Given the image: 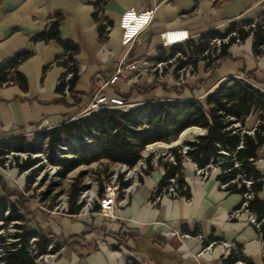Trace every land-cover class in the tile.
I'll return each instance as SVG.
<instances>
[{
  "label": "crops",
  "instance_id": "obj_1",
  "mask_svg": "<svg viewBox=\"0 0 264 264\" xmlns=\"http://www.w3.org/2000/svg\"><path fill=\"white\" fill-rule=\"evenodd\" d=\"M93 3L94 0L0 1V64L17 52H29L15 69L25 78L26 88L22 90L16 83L0 86V140L24 135L29 141L30 133L37 126L59 125L79 114L91 99L94 78L107 79L120 61L141 62L154 55L162 30L183 29L195 39L208 30L223 33L230 23L255 19L264 11V0H107L100 16L111 26L100 40L91 17ZM129 9L152 10L153 15L149 25L132 42L121 46L117 24L120 14ZM54 14L62 17L59 36L78 48L73 56L77 68L74 96H61L55 91L64 69L54 64V60L62 55V49L54 41H31L46 29ZM250 46V37L238 46L230 45L226 56L210 69L203 62H197L193 75L182 86L175 85L167 70L160 79L140 75L135 80L117 81L104 93L121 98L127 94L128 98L123 99L133 102L176 98L186 101L207 91L211 94L224 78L241 76L264 94V55L253 56ZM176 48L180 47L164 49L163 53L170 54ZM151 85L149 92H138ZM256 116L253 111L245 118L242 131L254 127ZM180 165L188 199L162 197L151 204L150 198L163 173L161 166L152 165L138 179L126 204L113 207L112 218L98 214L97 205L84 215L79 213L80 209L74 214L64 210L48 213L38 209L34 201L23 199L30 213L25 226L49 233L53 240L49 239L47 245L53 246L57 240V254L50 264H126V259L142 264H217L228 257L217 246L207 254L200 253L203 241L179 240L171 235L174 231L231 242L245 260L263 264L260 232L246 222L243 214L234 221L227 218L228 212L238 205L240 196L220 190L215 172L200 182L194 177L189 161L182 160ZM252 166L264 176V160ZM15 174L14 170L9 174L0 170V182L6 189L19 192L12 180ZM255 197L264 201V181ZM14 200L12 197L11 201ZM262 232L264 235V225Z\"/></svg>",
  "mask_w": 264,
  "mask_h": 264
},
{
  "label": "trees",
  "instance_id": "obj_2",
  "mask_svg": "<svg viewBox=\"0 0 264 264\" xmlns=\"http://www.w3.org/2000/svg\"><path fill=\"white\" fill-rule=\"evenodd\" d=\"M106 1L94 0V11L91 15L93 21L96 23V31L100 40L105 37L111 26L105 18L100 16L102 6ZM61 21V15L54 14L46 29L33 36L31 41H54L62 49V55L56 56L54 60V64L64 69V73L58 79L55 91L61 96L64 95L62 94L63 77L67 71H71L72 76L67 82V94L74 96L73 89L77 82V68L73 56L76 54L78 48L70 40L62 39L59 36L58 26ZM249 25H253V27ZM242 26L249 27L244 30ZM231 30L236 31L241 43L248 37H251L250 50L253 56L259 57L264 55V11H261L255 19L230 23L223 33L208 30L199 34L197 44L193 46V49L196 52H202L206 46V43L202 40L222 36ZM229 46L222 48L219 55L220 60L226 56V49ZM178 49L176 48L175 50ZM28 55L29 52L20 51L0 64V86L16 83L20 89L24 90L26 88L25 78L17 73L15 69ZM152 88L153 85L140 89L138 92H149ZM122 97L127 99L128 95H122ZM253 111H256V113L257 111L261 112L257 113L256 116L260 124L253 129L252 136H248L245 133H241V131L245 118ZM136 116H140L142 119L147 117L146 125L138 127V123L134 121ZM236 124L237 126H235ZM195 127L205 132L202 136L197 137L195 141L187 144L189 149L186 152V156L190 161L195 162L198 166H202L207 163L209 157L216 156L217 151L220 149L232 152L235 146L241 142L242 148L236 151L235 160L240 163L241 169L247 176H251L254 179L260 177V174L255 171L252 164L247 160L255 158L257 148L264 142V95L244 81L233 78H229L219 84L205 98L203 104L193 101H150L146 102L141 108H134L125 112L101 110L70 122H62L47 132L35 134L29 141L23 137L0 140V162L3 155L9 151L38 153L41 152L42 145L46 143V150L50 153L57 150V146L59 145L63 144L68 147V152L71 155L69 158L49 159V163L57 167L56 174L60 178L65 177L69 172L80 166H88L99 160H107L112 164H123L127 167H133L140 159L141 151L147 145L156 142L169 143L181 134L183 130L187 129L181 136L177 137L179 146L184 140H191L194 136L202 134V130ZM90 132H93V134L90 135ZM73 136L76 143L74 147H71L68 141ZM83 136L88 137V143L82 142ZM172 154L175 166L166 161L157 160L156 162L157 166L163 168V175L158 181L153 194L157 195L166 185L167 179L176 175L178 195L179 197L188 199L187 188L182 190L185 184L180 173L181 158L174 151ZM33 162L24 163L20 166V169L27 168ZM230 165L227 164L225 167ZM151 167L147 163L146 172L150 171ZM235 175L236 171L233 169L229 173L222 175V179L217 177V180L224 182L233 179ZM263 181L264 176H262V180L252 184L251 190L254 196L248 201L247 205V208L253 211L257 218L263 213L264 201L257 200L255 195L260 190ZM77 182L78 178L71 183L70 191L68 192L69 202L66 209L68 214H74L80 209V204H75V202L78 192L82 189V185H78ZM0 190V213L4 211L8 212L5 220L23 221L22 224H14L15 228L19 229V232H15L14 234L16 241L9 247L1 246L0 262L2 264H35V257L31 256L25 247L27 240L30 237L36 236L37 241L34 242V245L37 252L40 253L47 247L49 239L53 240V238H51L49 233L43 234L38 230L27 229L25 226L28 221L26 217L30 216V213L25 207L26 202L22 196L15 190L6 189L1 182ZM52 190V186H49L47 190L40 194V200L44 201ZM226 191L239 195L241 189L229 186ZM56 195L55 193L52 201ZM12 197L15 198L13 202L11 201ZM263 225L264 223L260 226L259 232L262 239V262L264 264ZM207 240L217 239L209 237ZM0 242L3 243L2 241ZM57 247L58 242L55 240L50 251L54 252ZM236 248L238 250V247ZM240 258L247 264H251L242 256ZM233 260L234 258L230 255L225 259L228 263Z\"/></svg>",
  "mask_w": 264,
  "mask_h": 264
},
{
  "label": "built area",
  "instance_id": "obj_3",
  "mask_svg": "<svg viewBox=\"0 0 264 264\" xmlns=\"http://www.w3.org/2000/svg\"><path fill=\"white\" fill-rule=\"evenodd\" d=\"M152 10H145L141 12H135L131 9L125 10L119 16L117 27L120 31V45L125 46L132 42L138 34L144 30L152 19ZM253 27V25H249ZM249 26H242L246 30ZM159 44L154 52V55L147 56L141 62H118L112 70L110 76L107 79L94 78L93 93L89 103L86 107L77 115L70 117L66 122L73 121L82 116H86L90 113L101 111V110H115L125 112L134 108H141L145 102H133L131 100H124L123 98L111 94L107 95L104 91L117 81L127 82L129 80H135L140 75H146L155 79H160L164 72L169 70L173 76V80L176 86H182L188 76H192L195 70L197 62H203L206 69H210L212 66L219 62V55L224 46L229 45H240L238 34L235 30L228 31L219 37H213L202 40L206 43V46L202 52H196L193 46L197 44L198 37L193 39L188 35L186 30L183 29H165L158 34ZM180 47L178 50H174L171 54H164L163 50L171 47ZM72 72L67 71L63 77V90L62 94H67L68 80L71 78ZM236 79L245 80L243 77L238 76ZM227 79L224 78V82ZM223 83V82H221ZM218 85V84H217ZM261 92V91H259ZM210 92L199 94L198 96H191L186 101H193L201 103L202 99L205 98ZM262 93V92H261ZM263 94V93H262ZM264 95V94H263ZM168 101L181 102V99H170ZM257 113H261L257 111ZM147 117L141 118L136 116L134 121L138 123V127L146 125ZM260 124V121L256 118L255 125L250 130L241 131L248 136H252L253 129ZM58 125H47L42 124L37 126L36 130L30 133L31 137L40 132H47ZM237 126V124L235 125ZM205 131L202 132L204 134ZM93 132H90L92 135ZM24 137V135H23ZM196 139V138H195ZM195 139L184 140L179 146L172 148L169 151H158L156 153L147 151L146 146L140 154V159L136 162L133 167H127L123 164H112L113 166L105 173H100L96 180L92 182H86L82 190L76 198V204L82 203L79 213L84 215L93 211L94 205L98 206V214L104 218H112V211L115 205L123 206L126 204L127 197L131 194L135 187L138 185V179L141 178L147 170V163L149 165H156L157 160L166 161L167 163L175 166L174 151L182 160L190 162L193 175L200 182L205 181L210 174L215 172L217 177L222 179V175L229 173L231 170L236 171V175L233 179L227 181H218V188L222 191H226L229 186H234L235 189H241L240 201L238 206L231 209L228 212L227 218L229 221L238 219L242 214L245 216L246 222L251 225L257 232L260 230V226L264 223V209L262 215L257 218L255 213L247 208L248 201L253 198L254 193L251 190V186L254 182L262 180V175L259 178L254 179L251 176H247L241 169L240 163L235 160V153L237 150L242 148L241 142H239L232 152H226L222 149L217 151V155L209 157L206 164L198 166L195 162H192L186 156V152L189 149L188 143L195 141ZM69 146H75L74 136L68 141ZM82 142L88 143V137L83 136ZM44 152V156L42 153ZM38 153L32 152H14L9 151L3 155L0 162V170L6 174H9L11 170L15 171V176L12 178L14 185L19 190V194L23 199L29 200V189L38 183L43 177V172L39 171L41 164L47 166V178L56 175L57 167L48 164L47 161L51 158H69L71 155L68 152V147L65 145L57 146V150L52 153L46 150V143L42 145V150ZM150 154V156H148ZM264 160V142L260 144L255 152L254 159H248L247 161L251 164L261 162ZM34 161L30 166L25 169H20L24 163ZM231 164L228 167L225 165ZM181 178L183 180L182 168L180 170ZM163 175V173H162ZM46 180V179H45ZM26 188H28L26 190ZM186 186L182 187L185 190ZM176 199L179 197L178 188L176 183V175L167 179L166 185L160 190L157 195L152 194L150 203L155 204L160 198ZM35 204L38 209L44 210L48 213L60 212L61 210L66 211L65 204L63 207H59L60 204L52 206L49 210L44 209V201H39V198H35ZM7 211L3 214L7 216ZM19 224V223H17ZM19 232V230H15ZM171 235L175 236L179 240H196L203 241L202 249L200 253H209L213 246L226 251L227 256H232L234 260L232 262H226L220 260L217 264H247L242 258H240V252L237 250L235 245L231 242H224L218 240H207L204 239L199 233H190L187 231H174ZM1 241V238H0ZM16 239H13L15 242ZM37 241V237L33 236L27 240L26 249L31 256H34L35 264H44L42 261L46 257H56L57 251L51 252L52 246L47 245L43 252L38 253L34 245ZM224 257V258H226ZM0 264H2L0 262ZM126 264H134L132 260L126 259Z\"/></svg>",
  "mask_w": 264,
  "mask_h": 264
},
{
  "label": "rangeland",
  "instance_id": "obj_4",
  "mask_svg": "<svg viewBox=\"0 0 264 264\" xmlns=\"http://www.w3.org/2000/svg\"><path fill=\"white\" fill-rule=\"evenodd\" d=\"M251 39V37H250ZM172 143L170 144H165L166 146H168V148H170L169 146H178V140L177 138H175L174 140L171 141ZM167 148V149H168ZM151 149H155V151H152ZM149 152H153L156 153L158 151H162L165 152L166 148L164 147H159L158 145H152L150 147H148ZM42 156H44V152H41ZM141 154V153H140ZM150 156V154L148 155ZM48 164L49 160L47 161ZM112 163H108V162H102V161H98L95 163H92L88 166H80L78 168H76L75 170L69 172L65 177L60 178L57 174L55 176H51L49 178H47L46 174H47V166L41 164L39 166V171L44 170L43 172V177L38 181V183L36 185H34L33 187H30L29 191V199L30 201H35V198L38 197L39 201L40 200V194L47 190V188L49 186H52V191L49 192V195L46 196V199L44 200L43 206L44 207H49V206H54L56 204H60L59 207H63L65 204V208L67 209L68 207V192L70 191V186L71 183L74 182L75 179L78 178V185H82V188L85 186L86 182H92L93 180H96L99 176V174L101 173H105L106 171H108L111 167H112ZM145 175V173H144ZM46 179V180H45ZM53 185H55V187H53ZM28 188H26L27 190ZM82 190V189H81ZM57 194L55 199L52 201L54 194ZM79 194V192H78ZM78 196V195H77ZM25 201H29V200H25ZM29 201V202H30ZM76 204V203H75ZM82 206V203H80V208ZM6 216L3 213H0V238L1 241L3 243L0 242V251H1V246H5V247H9L11 244H13V239H14V234H15V230H19L17 228H15L14 224L20 223L19 221H6L5 220ZM55 258V257H54ZM53 260V258L51 257H46L45 260H43L42 262L44 264H50L51 261ZM131 260V259H130ZM133 263L136 264H142V263H138L134 260H132Z\"/></svg>",
  "mask_w": 264,
  "mask_h": 264
},
{
  "label": "water",
  "instance_id": "obj_5",
  "mask_svg": "<svg viewBox=\"0 0 264 264\" xmlns=\"http://www.w3.org/2000/svg\"><path fill=\"white\" fill-rule=\"evenodd\" d=\"M226 79H229V78H226ZM249 86H251L252 88H254V89H256V86L254 85V84H252V83H250V82H248V81H246V80H244ZM195 128H198V127H195ZM198 129H200V128H198ZM200 130H202V129H200ZM184 131V130H183ZM182 131V132H183ZM204 130H202V132H203ZM180 135V134H179ZM178 135V136H179ZM203 134H198V135H196V136H194V138L193 139H195V138H197V137H199V136H202ZM177 136V137H178ZM176 137V138H177ZM157 143H163V142H156V143H152V144H149V145H147V146H150V145H153V144H157ZM170 143H172V142H169V143H163V144H170ZM176 147V146H175ZM172 148H174V147H171V148H168V149H166V151H169V150H171Z\"/></svg>",
  "mask_w": 264,
  "mask_h": 264
},
{
  "label": "bare ground",
  "instance_id": "obj_6",
  "mask_svg": "<svg viewBox=\"0 0 264 264\" xmlns=\"http://www.w3.org/2000/svg\"><path fill=\"white\" fill-rule=\"evenodd\" d=\"M187 130V129H186ZM185 130V131H186ZM185 131H183L181 134H180V136L185 132ZM159 144V147H164V148H168V146H166L165 144H163V143H158ZM158 144H155V145H158ZM170 148L171 147H174L173 145L172 146H169ZM147 150H148V148H147ZM152 151H155V149H151Z\"/></svg>",
  "mask_w": 264,
  "mask_h": 264
}]
</instances>
